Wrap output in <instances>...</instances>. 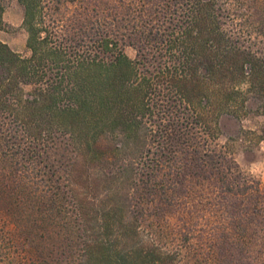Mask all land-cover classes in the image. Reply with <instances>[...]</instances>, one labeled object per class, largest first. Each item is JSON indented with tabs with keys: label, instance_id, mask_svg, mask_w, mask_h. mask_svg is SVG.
Here are the masks:
<instances>
[{
	"label": "trees",
	"instance_id": "trees-1",
	"mask_svg": "<svg viewBox=\"0 0 264 264\" xmlns=\"http://www.w3.org/2000/svg\"><path fill=\"white\" fill-rule=\"evenodd\" d=\"M17 1L29 55L0 41V264H216L217 193L200 189L260 193L216 142L224 116L264 115V0Z\"/></svg>",
	"mask_w": 264,
	"mask_h": 264
},
{
	"label": "rangeland",
	"instance_id": "rangeland-1",
	"mask_svg": "<svg viewBox=\"0 0 264 264\" xmlns=\"http://www.w3.org/2000/svg\"><path fill=\"white\" fill-rule=\"evenodd\" d=\"M3 3L5 6L4 27L0 30V41L13 51L28 56V33L23 27L24 7L17 0H4ZM252 23L255 27L253 39L258 44L255 49H262L264 47V11L256 13ZM126 53L132 59L136 56V51L132 48H127ZM249 107L248 114L243 118L224 116L221 119L220 135L216 143L229 148L238 166V171L243 176L254 179L259 184L260 193H256L254 197L234 196L222 193L215 185L209 184H205L209 189L204 188L199 191L201 195L205 196L206 194L208 197L217 193L215 203L218 206L214 209L215 212L212 213L209 208L207 209L210 224L216 229L212 240V244L215 245V257L219 260L216 264H264V141L259 142L250 134L254 132L257 135H263L264 115L256 114L255 105L251 104ZM57 154L59 155L57 157L58 167L68 173L72 169L70 167L72 165L71 154L65 150L59 151ZM74 176L83 188L87 185L88 179L93 180L95 187L103 188V182L98 179L96 170L85 163H79ZM255 207H258L263 214L258 215ZM221 221L228 226L226 227L224 224L217 228V224ZM238 227L244 233L247 232L244 242H241L239 238L234 239V233L237 232ZM50 228L47 227V230L52 231L53 229ZM12 229L11 226L9 231ZM48 231L43 235L45 242H41L40 232H37L33 237L35 240L32 246L37 251V255H40L45 247L46 252L43 253L48 256V252L58 246L55 238L51 239L57 231L51 232L50 235H48ZM243 246L250 247L253 252L247 255L243 251Z\"/></svg>",
	"mask_w": 264,
	"mask_h": 264
}]
</instances>
